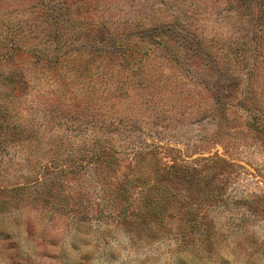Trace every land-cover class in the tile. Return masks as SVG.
Listing matches in <instances>:
<instances>
[{"label": "rangeland", "instance_id": "374dc122", "mask_svg": "<svg viewBox=\"0 0 264 264\" xmlns=\"http://www.w3.org/2000/svg\"><path fill=\"white\" fill-rule=\"evenodd\" d=\"M0 264H264V0H0Z\"/></svg>", "mask_w": 264, "mask_h": 264}]
</instances>
